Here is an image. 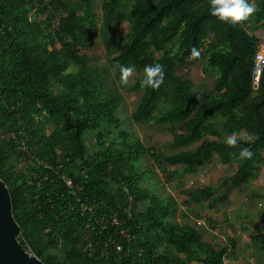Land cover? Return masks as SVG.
<instances>
[{
	"label": "trees",
	"instance_id": "trees-1",
	"mask_svg": "<svg viewBox=\"0 0 264 264\" xmlns=\"http://www.w3.org/2000/svg\"><path fill=\"white\" fill-rule=\"evenodd\" d=\"M97 1L0 0V179L11 195L19 243L43 264H226L235 240L217 249L174 218L179 206L208 201L215 188L180 190L176 198L154 186L157 168L143 164L181 167L166 173L172 181L217 155L233 168L222 187L264 181V72L259 87L252 85L261 42L252 31L264 27V0H255L258 11L235 27L210 14L209 0H105L100 29ZM122 25L128 37L109 62L117 81L120 65L139 73L130 88L142 93L132 120L169 125L171 147L188 150L167 154L131 137L118 112L123 95L84 54L98 34ZM194 47L216 80L213 94L202 98L183 70L194 61ZM155 63L165 67L164 84L141 88L144 67ZM243 132L238 147L226 145L227 135ZM22 142L27 152L19 150ZM242 148L253 152L251 159L240 157ZM63 175L72 178V189ZM117 187L138 206V219L121 207ZM114 216L121 225L112 224ZM206 222L211 230L219 225ZM258 241L263 250L262 234L253 236Z\"/></svg>",
	"mask_w": 264,
	"mask_h": 264
},
{
	"label": "rangeland",
	"instance_id": "rangeland-1",
	"mask_svg": "<svg viewBox=\"0 0 264 264\" xmlns=\"http://www.w3.org/2000/svg\"><path fill=\"white\" fill-rule=\"evenodd\" d=\"M104 1L98 0L95 5L99 29L102 26ZM248 26L251 27V24L249 23ZM128 33V25H122L115 32L108 33L105 37L98 34L95 44L85 51L84 54L92 60L91 66L106 76L111 88L123 95L124 101L118 112L131 137L139 139L149 148H155L167 154H176L180 151L188 150L191 148V145L171 147L170 143L173 139V131L169 125L158 124L155 121L138 125L132 120L131 115L142 93L134 92L130 88L136 82L139 73L134 72L129 85L123 86L120 80L117 81L115 79V66L109 62L110 55H113L117 47L124 43L128 37ZM252 33L264 41V27H260L252 31ZM57 47L60 48L59 44H57ZM154 54L156 57L162 56V53L154 52ZM183 70L194 83L195 94L199 98L213 94L216 85L215 75L212 72L206 71L205 58L203 56L189 62ZM159 113L156 112L154 116L159 115ZM178 131H181V126L178 127ZM242 135H245V132L240 134L239 137ZM228 136L230 135L226 137ZM208 138L210 140L217 139V137L212 136H208ZM87 145L89 153H92V143L88 141ZM13 163L18 168H23L25 164L21 160L18 162L14 160ZM149 166L157 168L154 176V180L156 181L154 186L158 189L160 188L164 194L178 198L180 190L191 189L201 191L206 187L215 188V192L208 201L201 204L192 203L188 208L187 206H179L174 214V218L193 226L203 240L211 243L217 249H222L226 246L228 239L235 240L237 243L236 249H230L225 256L226 264H264V249H261L262 243L258 241L256 245L253 242V236L257 234L264 236V186L259 187L260 185H258L261 181H254L240 188L232 185H229L227 188L222 187L223 181L232 174L233 168L223 165L217 155H215L211 163L197 168L195 173L177 176L172 181H168L166 173L169 171H182L181 167L157 166L153 159L144 162L143 168ZM262 171L264 172V164ZM149 180L150 178H147L144 185ZM254 184L256 188L251 187ZM249 190L255 191L253 195H256L257 199L252 196ZM116 194L121 207L127 210L133 218L138 219V206L133 203L127 192L117 187ZM222 194H224L226 199H217ZM207 217L219 223L216 230H211L208 227L206 222Z\"/></svg>",
	"mask_w": 264,
	"mask_h": 264
},
{
	"label": "clouds",
	"instance_id": "clouds-1",
	"mask_svg": "<svg viewBox=\"0 0 264 264\" xmlns=\"http://www.w3.org/2000/svg\"><path fill=\"white\" fill-rule=\"evenodd\" d=\"M210 14L216 17L220 22L230 24L231 26H243L258 11V5L255 0H209ZM175 55V50L172 53ZM201 52L197 48H192L189 59H198ZM120 83L127 86L135 72L134 66L120 65ZM166 71L164 65L160 63L146 65L143 69V78L140 81V87L144 89L158 90L165 81ZM246 140H251L247 137ZM240 137L238 133L228 136L225 143L228 147H238ZM242 159H251L253 152L248 148H242L239 153Z\"/></svg>",
	"mask_w": 264,
	"mask_h": 264
},
{
	"label": "water",
	"instance_id": "water-1",
	"mask_svg": "<svg viewBox=\"0 0 264 264\" xmlns=\"http://www.w3.org/2000/svg\"><path fill=\"white\" fill-rule=\"evenodd\" d=\"M19 226L12 210L10 192L0 179V264H43L18 242Z\"/></svg>",
	"mask_w": 264,
	"mask_h": 264
},
{
	"label": "built area",
	"instance_id": "built-area-1",
	"mask_svg": "<svg viewBox=\"0 0 264 264\" xmlns=\"http://www.w3.org/2000/svg\"><path fill=\"white\" fill-rule=\"evenodd\" d=\"M263 72H264V41L261 40L260 44L258 45V49H257L255 59H254V66H253V73H252V85H253L254 89H257L259 87ZM19 150L27 152L26 147H25L23 142L20 144ZM62 179H63L64 183L66 184V186H68L70 189H72L74 187V182H73L71 177H69L67 175H63ZM112 224H114V225L120 224L117 217H115V216L112 217ZM122 233L124 234V232H122ZM128 238L130 239V236H128ZM16 239L19 242L20 234H18L16 236ZM27 252L32 257H36V255L31 253L30 251L27 250ZM142 254H143V251L141 250L139 252V255L142 256Z\"/></svg>",
	"mask_w": 264,
	"mask_h": 264
},
{
	"label": "crops",
	"instance_id": "crops-1",
	"mask_svg": "<svg viewBox=\"0 0 264 264\" xmlns=\"http://www.w3.org/2000/svg\"><path fill=\"white\" fill-rule=\"evenodd\" d=\"M258 185H260L259 187L261 186H264V181H261L260 183H258ZM252 188H256L255 187V184L251 186ZM255 197V196H254ZM256 198V197H255ZM257 199V198H256ZM261 217V216H260ZM258 235V234H257Z\"/></svg>",
	"mask_w": 264,
	"mask_h": 264
}]
</instances>
